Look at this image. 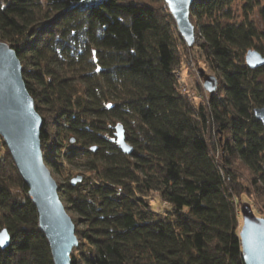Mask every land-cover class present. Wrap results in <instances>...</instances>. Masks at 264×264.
Listing matches in <instances>:
<instances>
[{
    "label": "trees",
    "instance_id": "16d2710c",
    "mask_svg": "<svg viewBox=\"0 0 264 264\" xmlns=\"http://www.w3.org/2000/svg\"><path fill=\"white\" fill-rule=\"evenodd\" d=\"M194 19L218 74L209 108L181 91L165 0H0V40L20 59L43 119L44 161L58 177L82 171L81 182L69 171L58 184L77 216L72 264H245L238 171L264 203V126L254 115L264 107V66L246 63L249 50L264 49V0H196ZM119 124L130 155L116 142ZM212 126L223 143L210 138ZM0 143V232L11 235L0 264H54L29 189ZM153 194L167 211L153 207Z\"/></svg>",
    "mask_w": 264,
    "mask_h": 264
},
{
    "label": "water",
    "instance_id": "95a60500",
    "mask_svg": "<svg viewBox=\"0 0 264 264\" xmlns=\"http://www.w3.org/2000/svg\"><path fill=\"white\" fill-rule=\"evenodd\" d=\"M196 0H165L177 29L189 48L196 42V27L191 21V11ZM246 63L251 69L264 66V55L258 50H249ZM23 67L15 50L0 40V136L6 143L16 167L27 185L28 195L37 208L39 226L49 243L54 264H72L71 255L79 246L76 224L59 194V185L44 161L41 144L43 119L35 107L23 78ZM204 88L212 97L219 81L216 76L198 70ZM254 115L264 126V107L256 108ZM116 142L122 152L130 155L132 146L127 142L124 128H115ZM74 143V139L71 140ZM97 147H92L95 152ZM76 177L72 184L81 182ZM243 225L239 234L245 264H264V217L256 215L250 203L240 207ZM4 243L1 249L11 245L7 229L0 232Z\"/></svg>",
    "mask_w": 264,
    "mask_h": 264
},
{
    "label": "rangeland",
    "instance_id": "374dc122",
    "mask_svg": "<svg viewBox=\"0 0 264 264\" xmlns=\"http://www.w3.org/2000/svg\"><path fill=\"white\" fill-rule=\"evenodd\" d=\"M155 1H158V0H155ZM242 6L243 4L241 2H236L233 5L232 11L235 14V18H239V19H243V17L245 18V13H244V10H242ZM255 11L256 13L254 15H251L250 18L253 21L260 23L259 21L260 18L259 16H257V10ZM192 23L195 25L196 20L195 19L192 20ZM177 33H176L177 43H178L180 55L182 58V65L180 69L177 71V78L181 86V91L183 93H188L191 100H193V103L196 106L204 105L206 108H209L210 95L204 88L203 80L199 77L198 70L204 69L206 74L211 75V76H218V74H216L210 68L206 60V57L204 56V53L202 49L200 48V44L202 40L199 39L197 32H196V42L193 48H189L187 44L185 43V41L183 40V38L179 37L180 34L178 32V29H177ZM184 45L188 49V51L186 50L184 51V48H183ZM252 50H255V49H252ZM262 53L264 55V49ZM219 130L220 129L218 127L214 126V129H213V126L210 127V138L213 137V140L218 138L219 140H222L221 142L223 143L226 140V134L221 133V131ZM216 158L218 159V162H220V157L217 156ZM219 164H221V162ZM69 171H72L74 178L76 176H80L79 174L82 172L80 169H76L73 166L69 167L68 172L63 176L65 179H67L66 177H68ZM238 172H240L241 181L244 183V188L247 191L237 200V203L239 204V208L241 207L243 203H250L257 216L261 217L260 214L264 216V209H263L264 203L260 201L258 195L254 194V188L252 184L249 182V175L247 171L245 173L242 171H238ZM53 176L56 179L58 184L65 182L63 177H58L55 175ZM149 201L152 203L153 207L160 213L167 211V205H164L163 203H161L160 198L156 194H153L149 198ZM72 217L77 218V216L74 214L72 215ZM240 219H241V224L243 225L242 215ZM84 244L85 245H84L83 251H84L86 258L88 259L93 258L95 256V250L89 245L87 241H85ZM76 255L78 257H81L80 252H77Z\"/></svg>",
    "mask_w": 264,
    "mask_h": 264
},
{
    "label": "snow or ice",
    "instance_id": "6c2138e0",
    "mask_svg": "<svg viewBox=\"0 0 264 264\" xmlns=\"http://www.w3.org/2000/svg\"><path fill=\"white\" fill-rule=\"evenodd\" d=\"M4 243V240H0V245H2Z\"/></svg>",
    "mask_w": 264,
    "mask_h": 264
},
{
    "label": "built area",
    "instance_id": "2783aa9c",
    "mask_svg": "<svg viewBox=\"0 0 264 264\" xmlns=\"http://www.w3.org/2000/svg\"><path fill=\"white\" fill-rule=\"evenodd\" d=\"M0 147H1V145H0Z\"/></svg>",
    "mask_w": 264,
    "mask_h": 264
}]
</instances>
